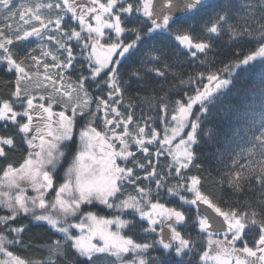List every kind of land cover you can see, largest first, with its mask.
Here are the masks:
<instances>
[{"label":"snow or ice","instance_id":"1","mask_svg":"<svg viewBox=\"0 0 264 264\" xmlns=\"http://www.w3.org/2000/svg\"><path fill=\"white\" fill-rule=\"evenodd\" d=\"M242 7L248 11L234 16L232 0H27L18 6L15 0H0V71L15 76L0 83L10 90L0 95V185L8 189L0 191V205L11 213L0 216V254L8 258L0 264H97L101 257L110 264L112 257L125 264V254L132 255L126 264H185L183 258L198 243L192 232L206 237L200 264H264V192L256 201L229 202L225 208L202 191L199 175L204 160L198 149L202 141L216 136L221 145L217 158L227 169L220 174L221 184L226 181L239 192L245 184L253 188L254 181L264 190V79L261 96L252 106L258 103L261 108L253 112L260 125L254 135L244 139L240 128L222 130L231 123L229 112H213L223 90L234 82L222 78V71L232 77L242 66L258 59L264 63V0ZM53 9L58 10L54 19L42 14ZM17 14L22 24L14 27L10 21ZM224 35L230 47L256 46L247 54L237 47L235 60L212 71L215 64L207 54ZM32 37L39 41L35 48L28 47L35 42ZM177 52L189 58V67L203 70L183 79L185 73L174 70L183 67L174 59ZM176 80L178 84L170 83ZM92 85L100 95L92 94ZM134 87L137 96H128L121 112L125 94ZM140 92L151 94L141 97ZM134 99L147 103L157 115L163 113L162 138L157 122L149 125L150 117H135ZM77 126L79 146L60 182L61 161L69 154L64 149L71 152L76 144ZM236 138L248 147H240ZM20 149L26 153L22 162L10 161L9 154ZM161 157L169 161L166 171ZM194 170L196 174H187ZM173 180L176 184L170 185ZM24 186L36 195L28 196ZM95 202L120 215L107 218L85 211L87 206L95 208ZM20 213L63 237L46 246L44 262H26L7 250L8 245L23 243L16 237L27 226L11 227ZM77 216L78 223L68 222ZM124 230L131 234H122ZM5 233L15 237L8 239ZM138 234L156 239L139 243L134 239ZM237 243L242 246L237 248ZM152 250L161 255L149 258Z\"/></svg>","mask_w":264,"mask_h":264},{"label":"trees","instance_id":"2","mask_svg":"<svg viewBox=\"0 0 264 264\" xmlns=\"http://www.w3.org/2000/svg\"><path fill=\"white\" fill-rule=\"evenodd\" d=\"M27 0H15V5L18 6L21 3H26ZM35 2V0H33ZM43 3H55L57 0H42ZM102 2H106V0H102ZM223 2V0H221ZM232 3L234 5L233 13L234 16L235 14H239V16H243L248 9L243 8L242 6L248 3H259V0H232ZM56 9L51 10L49 12L48 10L43 11V15L47 18H55V15L57 14ZM2 19V18H0ZM135 19V18H134ZM143 23V20L140 21ZM191 22V21H190ZM233 23L236 22V19H233L231 21ZM10 23L13 24L14 27H16L19 24H22V22L19 21L18 14L15 18V20L10 21ZM239 23L241 25H244V21L241 19L239 20ZM32 26H38V24L32 25ZM133 26V25H129ZM150 27V23L148 24ZM200 23H197L196 27L197 30L200 28ZM255 27V25H253ZM146 31V29H145ZM48 33L45 32V37H47ZM31 40L35 41L32 44H29L28 47L35 48L39 44V41L36 40L35 37L30 38ZM161 39H164L161 37ZM229 37L227 35H224L222 40L218 42L216 49H214V52H209L207 54V59L210 61H213L215 64V67L212 68V71H215L216 69H223L225 64H228L229 61L235 60V57L232 55L237 50V47L241 48L245 54H247L248 50L250 48H254L256 45L253 42V44H242L238 46H229ZM168 43L167 41H165ZM53 50H55L54 42L52 45ZM169 47H171L173 50H175V46L172 44H169ZM80 49L77 47L76 49V54L79 57ZM39 54V53H37ZM82 59V57H80ZM50 61V57L48 58ZM176 63L178 65L182 64L183 67L179 69H174V70H182L185 75L183 79L187 80L188 74L192 73L193 71H202L203 69L201 68H195L193 65L192 67H189V64L191 63L189 58L184 56L183 54L177 52L176 56L174 57ZM205 57L201 56L200 60H204ZM240 59H243V56L240 57ZM195 63H199V61H196ZM79 67V64L76 65ZM41 71H43L41 69ZM224 73L223 71L221 74ZM55 74V73H53ZM207 73H205V76ZM226 79L232 78L233 79V85L231 86L230 89H225L224 91V96L220 99L217 100L216 105L213 108V112L219 113L221 110L224 112H229V120L231 121L230 124H223L222 125V130L224 128H240V137H243L244 139H247L248 137L254 135L255 131L259 129V116L253 115V112L259 113L261 111V108L258 103L255 104L254 107V98L256 101L259 100L262 89H261V80L264 79V63H262L259 59L257 61L252 62L249 66H242L240 69H237L235 72H233L232 77H229L228 74L225 76ZM15 76L14 74H5V71H0V83L4 81H14ZM75 78L73 77V80ZM178 80L176 81H170V83H176L178 84ZM203 83H207V80L205 79ZM51 87V86H49ZM200 87H203V84L200 85ZM95 85H92V94L93 95H100V93L95 92ZM10 90L5 89L3 87H0V95H7ZM150 92H140L139 95L141 97L150 95ZM128 96L136 97L137 96V91L135 87L129 92L125 94V100L122 106H120L119 110L121 112H125L126 106L129 104ZM175 99V97H173ZM133 104L136 105L134 109V114L137 119L141 117L143 114L146 117H150L151 119L149 120V125L153 123V121L158 123V131L160 132V135L163 136V129L165 125L160 121V116L163 115V113H160L157 115V112L154 109L150 110V107L147 103L142 102L139 99H134L131 101ZM93 110L95 111V105H92ZM54 109L58 110L54 106ZM240 114V119H236V114ZM171 117L169 116V119ZM103 119V113H101V120ZM253 120L257 121V123L253 126L251 123ZM143 121H141L142 123ZM136 121H133V129L135 128ZM205 127L207 128L208 125L206 124ZM245 127H247L248 131L245 132ZM100 129L103 130V124L101 123ZM80 130V127L77 126L76 129V140L78 136V131ZM122 127L118 129V131H122ZM218 137L214 136L211 141L204 140L202 141V147L198 149V151L201 153V157L204 160V170L199 173V175L202 177L203 181V188L202 191L205 192V194L209 195L210 198L215 202L217 200L221 201L222 207H227V204L231 202L233 205H235L237 202L240 204H244L249 200L256 201L261 198L262 192L264 190H261L258 185H255V182L253 181V188H249L247 184L244 185L243 189L239 192H235L233 189L228 187L227 182L225 181L223 184L220 182V174L222 172L227 171L221 165L218 161L217 154H216V149L220 147L221 145L217 142ZM118 143V142H117ZM236 143L240 144V138H236ZM240 147H248L247 144H240ZM75 150V145L71 149V152H69L68 149H65V152H68V158L69 156L74 152ZM135 151V149H132ZM154 151V149H153ZM26 155L23 149H20L16 151L15 153H10L9 154V160L10 161H21L23 157ZM137 159H140L138 156ZM153 163H156L155 156H153ZM231 161H228L230 163ZM159 163L162 167H164L165 171L167 170L166 166L168 164V160H165L164 157H161L159 160ZM240 163H245L244 159L240 160ZM131 166V165H129ZM157 171H160L158 168ZM137 175L143 176L144 173L137 171ZM188 175L191 174H196L195 170L192 173H187ZM2 175V174H0ZM61 177V173H60ZM170 185H175L176 181H170ZM173 183V184H172ZM148 181H144L142 186H147ZM154 188V184L152 185ZM128 192L135 194L134 189L129 187ZM120 199H123V197H120ZM162 202H165L162 200ZM96 203V207L93 208L91 206L85 207V211H93L96 212L100 216L104 217H109V215L117 216L120 215L118 211H112L108 212L106 210V206L99 204L98 202ZM178 203V201H176ZM173 206V205H169ZM243 211V208H241ZM83 214V213H82ZM5 215H11L10 211L7 210V208L3 207L0 205V216H5ZM124 219H131V216H124ZM21 226H27V230L23 232V234L20 237H16L17 239L23 240V243H17L14 245H8L7 250L13 253V256H18L21 259L25 260L26 262L28 261H41L44 262L47 257H48V250L47 247L48 245H51L55 241H62L63 237L55 233L54 230H50L46 226L44 227H38L36 226V223L32 220V217L28 214L25 213H20V215L17 217L16 223L12 224L11 227H21ZM8 239H13L15 237V233L12 234H7ZM124 235H129L131 234L130 230H124L123 231ZM191 235L193 238L198 242L197 247L193 249V252L186 255L183 259L185 261V264L187 261L191 260L192 264H200L199 260V254L204 251V248L206 247V237H200L197 235L196 232H192ZM223 234H221V237ZM134 239L137 240L139 243H144V242H149L151 240L156 239L154 235L151 236H145V235H137L134 237ZM242 245L237 243L236 247L239 248ZM72 255H75L74 253ZM148 257H154L161 255L159 251L152 250L148 254ZM7 257L4 256L3 254H0V261L5 260ZM83 259V258H80ZM58 264H63V261H59ZM97 264H108V262H103L100 261V258H98Z\"/></svg>","mask_w":264,"mask_h":264},{"label":"rangeland","instance_id":"3","mask_svg":"<svg viewBox=\"0 0 264 264\" xmlns=\"http://www.w3.org/2000/svg\"><path fill=\"white\" fill-rule=\"evenodd\" d=\"M33 25H35V24H33ZM226 74H227L226 72L222 73L221 74V77L224 78V79H226L225 78ZM49 86H51V85H49ZM54 110L55 111H59L60 109H58V110L54 109ZM70 111L71 110L69 109V114H70ZM161 138H162V136H161ZM178 142L179 141L177 139L176 143H178ZM78 146H79V131H78V136H77V140H76L74 152L76 151V149H77ZM64 151H65V149H64ZM74 152L69 156V158L66 161H63V160L61 161L63 163V168L60 169V173H61V181L60 182H63V177H64V174H65V170L68 168L69 164L71 163L72 155L74 154ZM24 190H25V192H26V194L28 196H34V195H36V193L30 187L24 186ZM0 191H8V189L6 187H4L3 185H0ZM15 194H16V190H12L11 195L12 196H15ZM53 198H54V193H53V196L52 197H48V199H50V200L53 199ZM189 198H191V197L189 196ZM106 210L108 212H112V211L115 212V211H117L116 209H108L107 207H106ZM50 211L55 212V210H51V209H50ZM38 214H39V212H38ZM80 215H83V214L81 213ZM112 217H114V216L113 215H109V217H107V218H112ZM68 222L69 223H78L79 222V216H77L75 219L69 218ZM111 227H112V230H115V225H113ZM73 234L74 235H79V230L78 229H74L73 230ZM122 234H123V232H122ZM220 238H223V236L220 237ZM94 242H96V241H94ZM7 259L8 258H6L5 260H7ZM131 259H132V255L131 254H125V257L123 258L125 264H126L127 261H130ZM100 261H103V262L106 261V262H108V264H110V262L108 260H106L105 258H103V257L100 258ZM111 264H121V262L120 261H116L115 257H112L111 258Z\"/></svg>","mask_w":264,"mask_h":264},{"label":"water","instance_id":"4","mask_svg":"<svg viewBox=\"0 0 264 264\" xmlns=\"http://www.w3.org/2000/svg\"><path fill=\"white\" fill-rule=\"evenodd\" d=\"M176 15H179V14H176Z\"/></svg>","mask_w":264,"mask_h":264}]
</instances>
